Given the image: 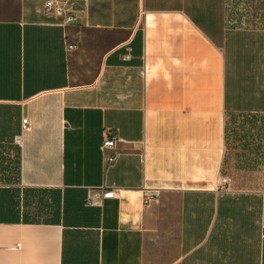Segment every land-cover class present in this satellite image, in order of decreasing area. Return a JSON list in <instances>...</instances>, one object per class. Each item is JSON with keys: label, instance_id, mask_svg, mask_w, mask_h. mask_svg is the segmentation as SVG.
I'll return each instance as SVG.
<instances>
[{"label": "crops", "instance_id": "obj_1", "mask_svg": "<svg viewBox=\"0 0 264 264\" xmlns=\"http://www.w3.org/2000/svg\"><path fill=\"white\" fill-rule=\"evenodd\" d=\"M45 1L0 0V264H264V6Z\"/></svg>", "mask_w": 264, "mask_h": 264}, {"label": "built area", "instance_id": "obj_2", "mask_svg": "<svg viewBox=\"0 0 264 264\" xmlns=\"http://www.w3.org/2000/svg\"><path fill=\"white\" fill-rule=\"evenodd\" d=\"M79 0H46L43 8V12L47 14L48 16H52L56 18L60 25L67 26L73 24L77 19V12L75 9V4ZM76 45L74 43L68 44V49H75ZM132 58V55L130 51L126 54L124 57L125 60H130ZM31 129V121L28 117L22 118V133L25 131H28ZM22 133L20 136L16 138V143L20 145V148L23 145V135ZM120 139L113 136H107L104 138L101 149L102 153L104 155L105 160L108 163H113L117 157L118 154L116 152H113V150L116 147L117 141ZM221 183L222 188H225V184L228 185L230 182V177L223 176L221 177ZM118 193L116 190H108L103 193V196L105 198H113L117 196ZM144 202L146 205L150 204H157L159 203V191L156 189H149L146 188L143 193ZM88 203L91 205H96L98 201H96L92 196H89Z\"/></svg>", "mask_w": 264, "mask_h": 264}, {"label": "rangeland", "instance_id": "obj_3", "mask_svg": "<svg viewBox=\"0 0 264 264\" xmlns=\"http://www.w3.org/2000/svg\"><path fill=\"white\" fill-rule=\"evenodd\" d=\"M236 1L237 0H227V5L232 6L234 8V6L236 5ZM239 2V1H238ZM244 5H255V6H264V0H244ZM264 13H261V15H263ZM258 15V14H256ZM257 17V16H256ZM257 67L258 64H264V60L258 61L256 62ZM262 82V81H261ZM264 82V80H263ZM233 86V84H232ZM242 115H237L235 113H229L228 115V124H227V130H228V137H229V145L231 147H235L237 144V139H242L244 136H246V134L243 135L242 133ZM260 137V136H258ZM239 144V143H238Z\"/></svg>", "mask_w": 264, "mask_h": 264}]
</instances>
